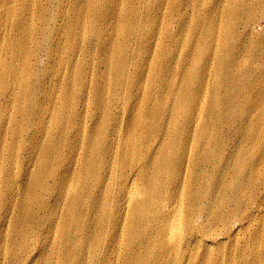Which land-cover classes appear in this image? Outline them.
<instances>
[{
	"label": "bare ground",
	"instance_id": "1",
	"mask_svg": "<svg viewBox=\"0 0 264 264\" xmlns=\"http://www.w3.org/2000/svg\"><path fill=\"white\" fill-rule=\"evenodd\" d=\"M209 1L210 8L201 11L184 7L181 0H158V30L145 37H155L149 48L152 66L137 78L139 89L146 79L162 83L145 96L140 93L135 103L129 101L127 117L112 113L118 107L112 100L90 110L87 105L99 98L98 90L77 95L85 101L83 110L79 103L47 102L53 127L55 115L78 128L68 135L54 131L55 139L59 135L70 143L59 154L49 144L60 169L48 176L34 171L33 184L27 173L18 182L25 207L33 197L53 218H36L28 209L10 239L0 233L1 247L12 244L11 264L19 259L34 264L40 251L29 255L41 246L47 228L57 245L51 249L56 264H264V196L258 197L264 191V82L259 75L264 54L259 49L251 55L253 67L240 59L253 40L264 43V31L259 32L264 30V0ZM22 5L32 18L47 13L46 23L51 21L45 4L23 0ZM42 33H32V60L22 58L34 76L42 60L38 51L46 56V68L53 67L54 51L38 37ZM201 40L197 48L180 49ZM14 45L10 60H0V77L19 80ZM100 45L105 51L106 44ZM55 47L59 53L61 47ZM103 64L107 69L110 60ZM50 83L45 87L37 79L35 85L42 93L54 88ZM68 108L73 120L64 114ZM103 122L113 124L101 128ZM238 129L251 134L238 137ZM37 166H42L41 155ZM3 174L9 184L13 180L11 187L5 185L4 198L14 199L16 178L8 170ZM221 240H226L223 247L217 243Z\"/></svg>",
	"mask_w": 264,
	"mask_h": 264
},
{
	"label": "rangeland",
	"instance_id": "2",
	"mask_svg": "<svg viewBox=\"0 0 264 264\" xmlns=\"http://www.w3.org/2000/svg\"><path fill=\"white\" fill-rule=\"evenodd\" d=\"M181 1L186 3L184 7H197L201 11L203 8L207 10L211 6L209 0ZM236 2L238 5L237 0ZM39 3L48 6L51 12L52 19L48 23H46V18L49 14L39 13L37 17L32 18L23 7V0H0V60H10V44H15L12 51L17 50L16 62L21 75L19 80H15L13 76L0 77V233H6L5 236L9 239L16 226L15 231L19 230L18 227L21 223L18 225V221L24 215L27 216L28 209L36 218H53L45 211L44 206L39 207V203L33 197L28 209L25 207V198L20 191L18 182L27 179L28 176H24L27 173L30 175L29 181L33 184L32 173L34 171H40V175L48 176L52 169H60L62 164L59 161H53L51 152H49V144L50 142L55 144L59 154L67 150L70 143L68 139L60 141L59 135L55 139L54 131L66 130V135H68L76 133L78 128V125L73 123L64 125L59 118L56 119L55 115H53L55 121L53 127L52 122L50 124L52 112L47 108V102L51 101L56 106L61 102H70V106L79 103L83 110L86 105L85 101L79 100L77 95L82 91L85 93L88 91L93 95L98 90L99 98L91 100L87 105L90 110L98 104L107 105L103 102L112 100L113 104L118 106L112 109V113L121 117L124 112V116L127 117L129 101L135 103L134 99L140 93L145 96L149 89L156 88L155 84L162 83V80L146 79L144 86L139 89L141 81L137 78V74L140 73L147 75L152 66L149 62V48L154 44L155 37L150 40L145 37L158 30V0H63L62 2L60 0H36V4ZM79 12H82L81 20H77ZM20 17H23L26 23ZM60 28L63 33L60 32ZM238 29L242 30L239 27ZM39 30L43 33L38 37H42V42L48 41L46 42L47 47L54 51V56L49 60L53 67L46 68L48 63L45 60L46 56L43 51H38L42 60L41 64L36 66L38 76H34L31 68H27L23 64L22 58L26 57L32 60L35 50L31 45L32 33ZM262 31H264L263 28L259 32ZM195 32L199 35L198 31ZM110 39L113 41L112 44L109 43ZM101 42L106 44L105 51H101ZM123 43L128 48H124ZM201 44L202 40L199 43L191 44V46L183 43L180 49L188 50L194 46L197 48ZM76 45L77 47H75ZM55 46L61 47L59 53ZM74 47L75 49L72 50ZM206 47H208L207 44H205ZM259 49L264 54V43L253 40L246 50H241L244 55L240 58L241 61L247 58L250 67L255 66L250 57ZM61 53L66 54L65 57L59 56ZM145 59L149 65L145 63ZM108 60H110V64L106 69L103 63ZM154 65L160 66V63L155 60ZM1 70L0 67V73ZM259 75L264 82V73ZM48 77H50L48 80L51 81L50 85L54 84V88L48 92L40 93L35 85L36 81L39 79V82L42 81L43 85L47 87L49 85L46 80ZM62 77L69 79L61 81ZM66 86L70 87V91L64 93L63 87ZM219 106L223 108V102ZM64 114L71 116L72 120L74 119L75 115L71 109L68 108ZM84 122L89 123L90 121L85 118ZM231 122L232 120H230ZM111 124L113 123L103 122L101 128ZM122 129L124 131L125 127L122 126ZM238 130L236 133L238 137L251 134V131ZM218 137L223 138L222 135H218ZM40 155L42 166L38 167ZM4 170L13 173L16 178L13 187L15 190L14 199L12 197L4 198L5 185L9 184L4 179V174L2 175ZM12 182L13 180L8 185L9 187L12 186ZM263 196L264 191L258 194V197ZM10 205L14 206L12 207L13 211H8L7 208ZM19 206L22 209H19ZM255 227L257 228V224L254 225ZM42 232L41 246L39 248L34 246L35 249L31 250L29 257L33 258L40 251L33 262L34 264H56L57 257L51 255V249H57V245L52 242L53 239H50L53 233L48 228L42 229ZM257 232L261 233V230H257ZM46 236L48 237L46 238ZM225 241L221 240L217 243L223 247ZM9 243L10 241L1 247L0 239L1 264L10 263L12 244ZM31 245H34V242ZM17 250L18 248L15 251ZM212 257H217V250ZM234 261L237 262L236 259ZM23 262L19 259L14 264H23ZM220 262L227 264L224 261Z\"/></svg>",
	"mask_w": 264,
	"mask_h": 264
}]
</instances>
